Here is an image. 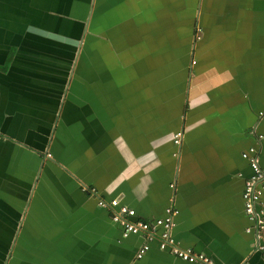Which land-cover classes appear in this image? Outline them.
<instances>
[{
	"label": "crops",
	"instance_id": "obj_1",
	"mask_svg": "<svg viewBox=\"0 0 264 264\" xmlns=\"http://www.w3.org/2000/svg\"><path fill=\"white\" fill-rule=\"evenodd\" d=\"M0 132V264H197L136 258L99 197L264 264L242 156L264 167V0H0Z\"/></svg>",
	"mask_w": 264,
	"mask_h": 264
},
{
	"label": "built area",
	"instance_id": "obj_2",
	"mask_svg": "<svg viewBox=\"0 0 264 264\" xmlns=\"http://www.w3.org/2000/svg\"><path fill=\"white\" fill-rule=\"evenodd\" d=\"M182 135V132L175 133L176 143L180 142ZM0 138L6 139L1 132ZM242 156L248 159L253 171L252 175L245 182L243 191L244 209L254 224L257 238L256 250L264 253V204L262 203V196L264 194V167L259 163L255 148H250L248 151L243 152ZM91 190L95 192L94 188H91ZM98 204L100 207L109 210L112 221L121 225L124 236L130 234H142L145 236L146 242L138 250L136 258H142L150 248L148 241L156 238L159 240L161 249L169 250L172 255L184 261L197 264H216L211 256L196 252L191 248H182L177 244L174 236H172L173 214L177 213V210L173 207L167 208V215L165 217L151 220L139 217L134 208L120 204L118 198L107 200L99 197ZM239 264L249 263L244 261Z\"/></svg>",
	"mask_w": 264,
	"mask_h": 264
}]
</instances>
